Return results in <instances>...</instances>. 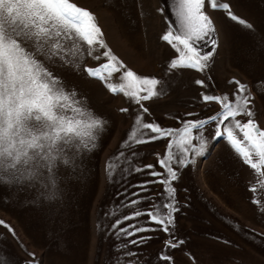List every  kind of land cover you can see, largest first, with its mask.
I'll use <instances>...</instances> for the list:
<instances>
[{"label": "rangeland", "instance_id": "1", "mask_svg": "<svg viewBox=\"0 0 264 264\" xmlns=\"http://www.w3.org/2000/svg\"><path fill=\"white\" fill-rule=\"evenodd\" d=\"M73 2L95 15L107 47L126 66L109 83H120L126 69L163 82V95L142 102L149 109L144 114L146 122L179 129L183 121L209 118L221 111V104L203 101L202 94L231 96L239 82L247 86L245 94L251 97L252 118L264 129V0H219L228 3L231 12L251 28L233 21L227 11L212 10L206 4L204 11L213 21L217 46L203 72L169 68L178 56L161 39L169 24L176 22L169 0ZM103 51L94 53L99 60L86 57L80 70L49 66L107 123L97 131L94 148L76 152L74 166L58 164L55 186L47 173L35 186L0 184V264H264V189L249 190L259 178L223 136H215V122L201 130L207 141L204 153L179 168L172 182L179 209L174 213V237L184 243L166 248L171 235L146 216L124 219L137 208H151L153 198L160 199L157 194L163 185L151 181L164 177L149 172H164L157 161L165 154L169 138L131 150L121 146L139 106L123 94L113 95L99 79L83 72L85 66L94 68L106 62ZM201 51H211V46L202 44ZM197 80L204 85L196 84ZM122 108L129 111L121 112ZM237 119L247 121L249 117ZM133 151L138 155L133 156ZM121 152L124 155L119 156L110 178L107 165ZM147 164L155 168L135 170ZM145 182H149L146 192L141 189ZM254 198L261 204H254ZM137 199L142 203L129 207ZM117 219L120 224L112 227ZM130 224L152 230L136 236L119 232ZM141 236L151 238L143 244L130 243ZM162 252L172 260H160Z\"/></svg>", "mask_w": 264, "mask_h": 264}, {"label": "snow or ice", "instance_id": "2", "mask_svg": "<svg viewBox=\"0 0 264 264\" xmlns=\"http://www.w3.org/2000/svg\"><path fill=\"white\" fill-rule=\"evenodd\" d=\"M206 4L212 10L227 11L233 21L251 28L231 12L228 3L169 0L168 7L176 22L169 24L161 39L178 53L170 61V69L203 72L208 67L217 41L213 36V21L204 11ZM158 11L163 12L164 8ZM202 44L210 45L211 51L202 52ZM101 49H104L102 56L106 62L94 68L85 66L83 72L90 78L99 79L113 95L123 94L139 106L133 126L121 146L131 150L141 144L169 138L165 154L157 161L164 172H149L151 176L164 177L151 181L163 185L162 193L157 194L160 199L153 198L151 208H137L131 215H125V220L146 216L150 223L159 226L160 231L171 235L172 238L165 242L166 248H177L184 243L174 237V213L179 209L172 182L178 178L179 168L186 167L195 156L204 153L207 141L201 130L213 122L217 128L215 136H223L258 176L257 186L249 190L256 193L264 189V129L252 118L254 112L250 107L251 97L245 94L246 85L236 82L238 87L231 96L202 94L203 101L221 104V111L209 118L183 121L179 129L162 128L155 121L146 122L144 114L149 109L142 102L163 95V82L126 69L119 78L120 83H109L113 74L126 66L107 47L95 15L73 0H0V184L26 182V185L35 186L43 182L47 173V179L55 186L53 175L59 163H73L77 151L91 150L96 146V133L107 122L90 109L86 100L78 98L75 90H69L49 66L67 65L80 70L86 57L99 60L101 57L94 53ZM195 83L204 85L202 80ZM120 111L128 112L129 109ZM243 115L249 119H237ZM123 155L121 152L109 161L110 178L118 166L116 161ZM136 155L138 153L133 151V156ZM154 168V165L147 164L135 170L141 172ZM147 183L141 185L142 191L148 190ZM252 202L261 204L256 198ZM140 203L139 199L133 200L129 207ZM120 222L117 219L112 227ZM151 230L130 224L120 228L119 232L136 236ZM150 238L141 236L130 243L143 244ZM128 255L134 256L135 253ZM158 258L166 262L172 260L163 252Z\"/></svg>", "mask_w": 264, "mask_h": 264}]
</instances>
